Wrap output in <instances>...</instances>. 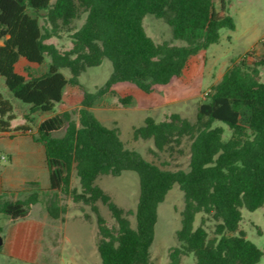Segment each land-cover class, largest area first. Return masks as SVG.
Here are the masks:
<instances>
[{
  "label": "trees",
  "instance_id": "trees-1",
  "mask_svg": "<svg viewBox=\"0 0 264 264\" xmlns=\"http://www.w3.org/2000/svg\"><path fill=\"white\" fill-rule=\"evenodd\" d=\"M82 14L84 21L76 27L74 21ZM146 14L163 18L172 27L173 38L188 44L156 42L143 24ZM224 27L235 28L227 0H0V75L16 98L30 104L24 121L14 123V105L0 92V131L33 135L32 115L54 111L67 85L78 86L83 94L77 110L55 112L37 125L38 136L33 138L44 146L49 187L29 182L32 187L16 200L0 193V213L11 222L27 219L32 206L41 204L23 257L37 264H60L56 252L60 227L53 224L64 219L67 209L61 194H65L95 214L101 264H145L155 238L158 206L174 184L184 193V206L176 231L178 244L170 248L166 264H182L183 256L190 254L194 264H257L264 257V247L240 230L242 208L253 211L264 206L260 71L264 55L256 58L247 52L233 62L207 92V99L199 102L194 120L174 112L164 120L148 116L134 128L136 139L153 141L158 156L184 155L187 144L185 167L170 168L168 162L148 160L127 148L119 129L106 126L92 109L118 82L151 93L155 86L182 75L194 55L218 42ZM64 33L70 36V48L49 41ZM46 56L47 69L39 75L17 69L20 60L42 64ZM105 58L112 63L110 77L96 91L87 90L79 82L80 74ZM63 68L70 70V76ZM216 121L231 130L227 138L225 127ZM58 131L63 134L55 136ZM126 170L139 176L138 201L130 212L135 224L129 211L98 183L101 176H119ZM73 172L79 188L72 186ZM99 203L110 210L112 225ZM208 222L213 223L211 232Z\"/></svg>",
  "mask_w": 264,
  "mask_h": 264
},
{
  "label": "rangeland",
  "instance_id": "rangeland-1",
  "mask_svg": "<svg viewBox=\"0 0 264 264\" xmlns=\"http://www.w3.org/2000/svg\"><path fill=\"white\" fill-rule=\"evenodd\" d=\"M219 5V2H217ZM227 8L235 20V28L224 27L220 30L219 40L208 48L200 50L191 59L189 68L180 76L172 78L167 84L154 87L151 93H145L134 84L118 82L113 91L99 97L93 104L97 117L109 127L119 129L120 138L129 149L136 150L144 158L154 160L157 163L168 162L167 167H185L188 164V145H185V154L169 157L166 154H155L156 148L151 139H136L134 128L140 126L146 117L151 116L157 120L167 119L172 113H179L183 117L194 120L197 114L199 102L207 99V92L214 83L220 80L225 70L238 61L247 52L253 57L264 55V0H227ZM85 18L82 14L74 21L79 27ZM143 24L147 33L156 41H169L176 45H186V40L174 39L172 27L163 19L153 14H146ZM61 49L71 47V39L68 33L61 38L49 40ZM252 58V57H251ZM49 57L46 56L42 64H32L20 60L17 69L33 75H39L47 69ZM112 63L105 58L101 64L89 67L79 76V82L89 91H96L103 86L112 73ZM66 76H70V70L63 68ZM261 79L264 80V67L261 68ZM0 92L14 105L17 120L14 123L24 121V113H27L30 104L16 98L8 89L5 79L0 75ZM131 96L130 103H124L120 99ZM83 94L78 86L67 85L64 89L62 101L56 103L54 111L36 112L32 115L34 133L5 132L0 131V177L11 178L18 183L25 180H36L42 188L50 185L49 172L46 166L43 144L34 142L33 136H38L37 125L46 116L63 110H77L81 106ZM77 119V114H74ZM216 124L223 125L226 129L224 137L231 134V130L221 121ZM63 131L55 132L60 136ZM36 141V140H35ZM40 148L36 154L33 149ZM35 153V152H34ZM98 183L104 188L115 202L126 211L134 212L139 196V176L135 171L126 170L119 176L104 175L98 179ZM79 179L72 174V186L79 188ZM28 188L31 185H26ZM32 187V186H31ZM26 193L18 196L7 195L9 200L21 198ZM61 202L66 205L67 211L64 219L56 220L54 226H59V246L56 252L60 255V264H101V258L97 250L99 238L96 216L90 207L83 203L75 202L71 196L61 194ZM184 206V193L177 184H174L166 194L164 200L158 206V220L155 226V238L148 251L145 264H166L169 261V250L178 244L176 231L180 227V212ZM101 214L108 225L114 223L110 210L99 203ZM41 204H34L28 218L39 220L38 213ZM86 214L88 216L86 217ZM135 224L134 215L129 214ZM0 213V226L3 224V232H7L9 222L2 218ZM201 215L196 223L200 222ZM33 220H30L31 223ZM51 223V220H45ZM213 223L208 222L211 232ZM13 227V226H12ZM240 230L246 237L260 248L264 247V206L256 210L242 208V220ZM238 233V232H237ZM193 254L183 256L182 264H194ZM0 264H37L32 259L19 258L0 252ZM257 264H264V257Z\"/></svg>",
  "mask_w": 264,
  "mask_h": 264
},
{
  "label": "crops",
  "instance_id": "crops-1",
  "mask_svg": "<svg viewBox=\"0 0 264 264\" xmlns=\"http://www.w3.org/2000/svg\"><path fill=\"white\" fill-rule=\"evenodd\" d=\"M1 133H5V132H1ZM34 142H38V141L34 140ZM40 144H42V143H40ZM39 150H40V148H36V150L33 149L32 152L35 155L36 152ZM44 162L46 163L45 160H44ZM34 181H36V180H25V181H19L18 183H16L15 181H12L11 178H8L6 180V179L0 177V193H3L5 195V197L7 195L18 196L21 193L27 192L28 187L24 186V184L29 185L28 184L29 182H34ZM2 219L5 220L6 222H9V227L7 228V232H5V234H3L4 242L2 244L3 247L0 250V252H3L6 254H9L11 256H15V257H19V258L24 259L23 256L26 252L28 241H29L30 235L33 231V227L35 224H37L39 222V220L34 221V219L27 218L25 220H21L18 222H11L6 217H3ZM30 220H33V221L31 223H29ZM4 223L5 222L3 221L2 226H0V230H3L2 228H3ZM17 231L19 232V238L18 239L16 238V232ZM2 233L3 232H0L1 235H2ZM18 245H20L19 248H17ZM20 255H22V257H20ZM27 259H30V258H27Z\"/></svg>",
  "mask_w": 264,
  "mask_h": 264
},
{
  "label": "water",
  "instance_id": "water-1",
  "mask_svg": "<svg viewBox=\"0 0 264 264\" xmlns=\"http://www.w3.org/2000/svg\"><path fill=\"white\" fill-rule=\"evenodd\" d=\"M4 242L3 236L0 234V245H2Z\"/></svg>",
  "mask_w": 264,
  "mask_h": 264
}]
</instances>
